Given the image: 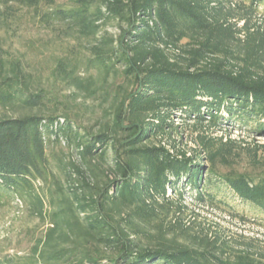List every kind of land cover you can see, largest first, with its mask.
Segmentation results:
<instances>
[{
  "label": "trees",
  "instance_id": "16d2710c",
  "mask_svg": "<svg viewBox=\"0 0 264 264\" xmlns=\"http://www.w3.org/2000/svg\"><path fill=\"white\" fill-rule=\"evenodd\" d=\"M0 2L35 10L56 5L55 0ZM232 2L77 0L75 6L45 14L46 21L58 20L91 36L110 21L126 26L118 41L105 36L90 50L95 76L80 78L60 65L80 89L89 91L96 77L107 83L120 74L131 84L96 135L79 132L63 117L38 114L46 106L45 90L33 92L29 73L0 48V107L20 110L18 116L0 118V200L17 199L41 217L48 202L54 209L43 240L29 255L15 256L7 264H97L101 244L118 250L112 264H264L243 251L224 259V253L215 254L217 247L214 253L186 245L152 249L131 238L140 232L138 221L147 223L159 209L173 205L169 191L183 199V184L201 201L213 198L206 185L215 171L206 172L203 159L151 143L179 129L176 116L213 128L224 121L254 124V132L264 134V32L251 23L264 0ZM239 22L245 25L239 27ZM185 40L187 57L172 58L168 49H179ZM201 139V149L214 165L226 144L214 150L212 141ZM63 141L89 168L97 158L107 162L112 150V166L102 184L77 166L74 171L81 179L74 182L69 174L62 184L52 172L47 147ZM221 180L243 202L264 211V178L240 174ZM124 211L127 217L117 219Z\"/></svg>",
  "mask_w": 264,
  "mask_h": 264
},
{
  "label": "rangeland",
  "instance_id": "374dc122",
  "mask_svg": "<svg viewBox=\"0 0 264 264\" xmlns=\"http://www.w3.org/2000/svg\"><path fill=\"white\" fill-rule=\"evenodd\" d=\"M55 1V7L41 6L36 10L0 2V48L5 58L20 61L31 76L33 92L45 90L46 106L38 114L63 117L79 132L96 135L105 129L114 107L122 100L124 91L131 88V84L120 74L109 78L107 83L96 77L89 91L80 89L66 78L60 65L80 78L95 76L97 71L89 64V60L94 59L90 50L99 45L105 36L118 41L126 26L110 21L97 36H91L80 29H71L58 20H44L45 14H50L55 8L72 7L77 2ZM232 4L236 5L237 0H233ZM260 10L261 14L251 23L254 28L260 27L264 32V4ZM238 24L239 27L245 25L244 22ZM186 43L187 40L179 49L169 48L168 54L172 58L187 57L184 54L188 48ZM19 113L17 109L0 107V118L5 115L18 116ZM222 114L227 118L226 111ZM174 122L179 129L172 134L154 138L152 145L163 143L175 153L183 151L196 160L203 159L206 172L211 168L215 171V176H211L210 181L206 180V191L213 198L207 197L201 201L194 189H185L183 184L180 186L183 199L169 191L168 196L172 198L173 205L159 209L156 217L147 223L138 221L140 232L131 238L146 248L186 245L192 249L213 252L211 250L217 247L215 254L223 256L224 253V259H235L243 251L250 253L255 260L264 262V211L243 202L221 180L227 175L240 174H246L253 180L264 178V134L255 133L254 124L241 126L224 121V126L213 128L206 124L195 125L186 116H176ZM201 138L212 141L214 150L226 144L214 165L208 160V153L201 149ZM63 142H54L47 147L52 172L62 184L69 174L73 175L74 182L81 179L73 166L85 171V175L95 183L102 184L112 166V150L108 153L107 162L97 158L89 168L82 164L72 145ZM222 157L228 162L224 163ZM43 187L47 190L50 184ZM53 210L48 202L41 217L17 199L0 200V264L15 261V256L23 257L31 253L37 242L43 240L50 231V213ZM124 212L123 216L117 215V219L126 218L127 211ZM126 222H120L121 228ZM97 248L100 255L97 264H112L118 250L103 244ZM69 264L76 263L72 261Z\"/></svg>",
  "mask_w": 264,
  "mask_h": 264
}]
</instances>
